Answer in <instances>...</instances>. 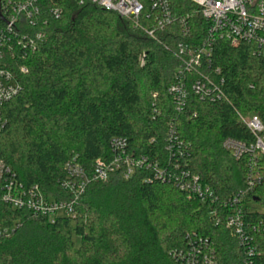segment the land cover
<instances>
[{
	"label": "trees",
	"instance_id": "1",
	"mask_svg": "<svg viewBox=\"0 0 264 264\" xmlns=\"http://www.w3.org/2000/svg\"><path fill=\"white\" fill-rule=\"evenodd\" d=\"M7 1L0 0V28ZM61 3L64 15L50 22L47 40L19 63L29 72L16 71L23 89L3 111L0 161L25 184L62 200L70 196L60 184L68 161L91 171L97 159L111 157L114 137L127 138L136 154L162 159L173 126L191 146L188 167L220 198L244 188L248 162L236 160L223 141H253L238 113L264 121V58L252 45L219 40L213 64L225 77L228 100L212 104L191 93L178 111L169 93L181 64L172 51L177 40L161 32L156 41L91 0ZM177 3L192 10L187 0ZM148 176L140 171L130 180L91 184L75 216L55 223L0 202V227L15 228L0 240V264H183L179 254L189 250L193 232L212 243L220 264H245L238 238L212 207ZM250 196L264 205V185ZM256 239L262 248V235Z\"/></svg>",
	"mask_w": 264,
	"mask_h": 264
},
{
	"label": "built area",
	"instance_id": "2",
	"mask_svg": "<svg viewBox=\"0 0 264 264\" xmlns=\"http://www.w3.org/2000/svg\"><path fill=\"white\" fill-rule=\"evenodd\" d=\"M61 1L8 0L4 3L5 23L0 28V136L8 123L3 113L5 105L23 89L16 71L29 72L27 66L19 63L47 40L50 22L63 17ZM91 1L130 19L156 41H160L161 32L177 40V47L172 51L181 64L169 93L178 111L187 106L191 93L212 104L228 100L225 77L221 68L213 64L219 40H227L235 47L251 44L253 54L264 58V0H187L193 4L191 11L179 6L177 0ZM144 58L145 55L143 63ZM238 116L253 135V141L228 137L223 147L236 160L246 159L249 173L245 187L226 198H220L191 171L188 167L191 146L171 126L164 145L165 158L136 154L127 138L114 137L110 142L111 157L97 159L91 171L76 158L68 161L66 176L60 184L70 196L62 200L47 195L38 184H25L11 166L0 161V202L24 211L30 219L55 223L60 217L75 216V208L91 184L114 176L130 180L143 171L149 174L146 181L155 179L171 184L212 207L217 222L225 219L238 238L246 254L245 264H264V205L250 198L264 185V121L259 114L238 113ZM14 231L12 227H0V240L10 237ZM259 235H262V248L256 239ZM187 240L189 250L179 254L183 264H220L218 253L208 239L193 232L187 235Z\"/></svg>",
	"mask_w": 264,
	"mask_h": 264
}]
</instances>
